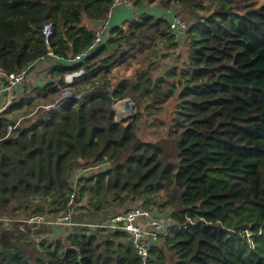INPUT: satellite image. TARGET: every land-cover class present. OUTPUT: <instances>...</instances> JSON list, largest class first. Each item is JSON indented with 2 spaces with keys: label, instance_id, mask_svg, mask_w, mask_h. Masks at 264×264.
<instances>
[{
  "label": "trees",
  "instance_id": "trees-1",
  "mask_svg": "<svg viewBox=\"0 0 264 264\" xmlns=\"http://www.w3.org/2000/svg\"><path fill=\"white\" fill-rule=\"evenodd\" d=\"M157 2L183 5L190 18L186 60L164 76L158 49L178 46L165 13L113 26L70 65L112 0H0V68L13 72L48 51L59 59L44 85L13 93L0 112V218L61 214L81 171L74 222L99 223L132 206L168 220L145 262L119 230L72 225L36 241L53 225L0 221V264H264V0ZM80 68L71 86L86 91L81 99L28 115ZM112 95L143 108L175 99L166 133L142 139L136 120L117 122Z\"/></svg>",
  "mask_w": 264,
  "mask_h": 264
},
{
  "label": "built area",
  "instance_id": "built-area-1",
  "mask_svg": "<svg viewBox=\"0 0 264 264\" xmlns=\"http://www.w3.org/2000/svg\"><path fill=\"white\" fill-rule=\"evenodd\" d=\"M125 7L130 9L134 6V0H112L111 6L103 20H101L94 31L92 41L79 53L69 55L66 59L67 63L72 65L79 62L87 56L94 48L100 45L110 35L112 30L111 16L115 7ZM170 29L174 32L177 41L184 40L188 28L187 22L176 13V10L169 9L166 12ZM52 23L46 21L41 26V34L44 41L48 42V37L52 34ZM47 56H54L51 51L47 52ZM33 63L27 64L13 72L7 73L0 68V94L2 91H11L17 84H21L26 79L29 68ZM83 69L73 70L64 75V85L60 88L58 96L45 104H38L28 115L33 114L38 109H52L66 103L70 99H81L86 91L76 90L71 86L75 77L81 76ZM114 118L121 121V118L132 117L135 114V104L130 99H118L111 96ZM130 100V101H129ZM125 103H128L126 106ZM127 122V121H126ZM82 173L78 171L75 174L72 190L67 198L66 209L59 215L34 213L25 218L10 219L0 218V221L8 224L11 221L28 223L31 225H53L62 227H71L72 225H81L88 228H104L109 230H119L124 232L131 246L142 262H145L149 255L150 246L159 242L160 238L167 233L168 220L164 213H154L149 209L140 206H132L126 210L111 213L108 218L99 223L74 222L73 216L77 213L80 202L75 198L76 179ZM246 235L249 232L246 231Z\"/></svg>",
  "mask_w": 264,
  "mask_h": 264
},
{
  "label": "rangeland",
  "instance_id": "rangeland-1",
  "mask_svg": "<svg viewBox=\"0 0 264 264\" xmlns=\"http://www.w3.org/2000/svg\"><path fill=\"white\" fill-rule=\"evenodd\" d=\"M248 1L252 2L255 5H259L263 0H248ZM148 3L154 4V5H156V4L161 5L157 2V0L154 1V3L153 2H148ZM135 7H140V6L135 5ZM174 8H169V9L176 10V13L179 14L187 22V24H189L190 18L188 15L187 8L183 7V5L179 6V7L175 6ZM120 10H124V12H126L125 9H120ZM126 18H124V19L127 20ZM182 43L183 44H178V46L176 48H174L173 51H170V50L165 51V50H162L161 48L158 49L159 55L156 56L154 58V60L159 64L158 68H157L159 75L163 74V76H164L166 71L172 69L173 67L176 68L175 66L183 64L185 62V60H186V47L184 45V41ZM165 53H166V56L162 57L161 55L165 54ZM145 64L146 63H143L141 66H144ZM174 101H175V99H173V98H169L167 100H164V103L162 100L161 104H158V105H161L159 109H156V106H158V105H155L152 107H147V108L138 107L135 105L136 117H135L134 121L135 120L137 121L138 135L142 139L152 138L153 133L156 130H158L159 128H161V134L166 133L167 126H169L168 124H169L170 119L172 118V115H173L172 114V107H173ZM39 104H41V103H39ZM26 111H29V110H26ZM126 118H127V116H126ZM115 120L119 121L116 118H115ZM129 120H130V118L127 121L129 122ZM128 122L125 121L124 124H127ZM44 229L45 228L42 227V228H39L38 230H40V232H42ZM51 231H52V229H51ZM45 232H47V231H45ZM45 232H42L41 235L44 234ZM53 235H54V233H53ZM42 237L38 238L36 241L41 240ZM43 238H45L46 240H50V237H47V236L43 237Z\"/></svg>",
  "mask_w": 264,
  "mask_h": 264
},
{
  "label": "crops",
  "instance_id": "crops-1",
  "mask_svg": "<svg viewBox=\"0 0 264 264\" xmlns=\"http://www.w3.org/2000/svg\"><path fill=\"white\" fill-rule=\"evenodd\" d=\"M154 3V2H153ZM154 4H144L140 7H135V4L132 8L127 9L125 7H115L113 10V14L111 16V23L113 26H123L124 27V22L126 18L128 19H136L137 17H139L141 14L146 13V12H150L153 13L154 15L156 14L158 15H163L164 13H166L167 10L169 9H164L161 5H154ZM175 6L171 7L174 8ZM120 9H125L126 12H124V10H120ZM175 9V8H174ZM167 18V16H166ZM99 22L96 24V26H98ZM97 28V27H96ZM184 40H179L178 44H183ZM174 49L170 50L173 51ZM59 59L56 56H45L41 59H38L36 61H34V63L32 64V66L29 68V71L27 73L26 79L24 80V82H22L21 84H17L13 87V89L11 91H2V93L0 94V109L3 108L8 100V95L11 93H16V95H23L26 91V93L29 94L30 92V88H36V87H41L42 85H44L45 81L48 79V71L49 69L58 64ZM2 84V81L0 79V85ZM30 87V88H29ZM12 99H13V95H12ZM41 104H45V103H41ZM14 113H11L10 115H13ZM54 233V235H53ZM60 233H62L63 235L66 234V229L65 227L62 226H53L52 227V231H47L44 234H40L39 236L35 237V240H37L38 238L42 237H50V240L55 238V234L59 235ZM46 235V236H45ZM42 237V238H43Z\"/></svg>",
  "mask_w": 264,
  "mask_h": 264
},
{
  "label": "water",
  "instance_id": "water-1",
  "mask_svg": "<svg viewBox=\"0 0 264 264\" xmlns=\"http://www.w3.org/2000/svg\"><path fill=\"white\" fill-rule=\"evenodd\" d=\"M129 101H130V100H129ZM11 103H12V94L10 93V94L8 95V100H7L6 104H5V106H4L3 108L0 109V112L3 111V110H5V109H7V108L11 105ZM125 105L127 106L128 103H125ZM112 111H113V110H112ZM135 117H136V114H133L132 117L121 118L122 120H121V121H117V122H119V123H123V124H124V122L127 121L129 118H130L129 122H134ZM127 122H128V121H127ZM38 247H39V246H38Z\"/></svg>",
  "mask_w": 264,
  "mask_h": 264
}]
</instances>
